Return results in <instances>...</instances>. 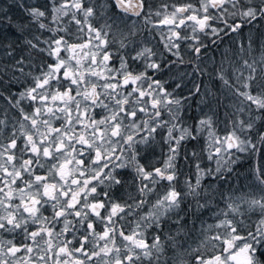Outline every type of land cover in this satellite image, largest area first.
Masks as SVG:
<instances>
[{"label": "snow or ice", "instance_id": "obj_1", "mask_svg": "<svg viewBox=\"0 0 264 264\" xmlns=\"http://www.w3.org/2000/svg\"><path fill=\"white\" fill-rule=\"evenodd\" d=\"M5 3L0 264H264V195L224 191L243 154L264 157V0Z\"/></svg>", "mask_w": 264, "mask_h": 264}, {"label": "trees", "instance_id": "obj_2", "mask_svg": "<svg viewBox=\"0 0 264 264\" xmlns=\"http://www.w3.org/2000/svg\"><path fill=\"white\" fill-rule=\"evenodd\" d=\"M155 3H159L160 0H154ZM171 2V0H170ZM176 3H182L184 0H175ZM13 3V0H6V3L4 4V7H9ZM36 3V0H26V4H34ZM8 16L13 17L12 24L13 25H19L21 23H27V20L25 18L26 14H24L21 10L13 7L11 11L8 12ZM136 19L135 17L133 18ZM132 21H129V24H131ZM137 28L140 29V33L137 36V40L144 39L148 36V32L146 29H144V26L142 22L137 23ZM0 29L3 30L4 34L8 36L10 39H15L19 33L18 31L10 26L8 24L7 19H4L3 24H0ZM259 33H264V21H257L254 23V25L251 28V36L253 40L256 41V43L253 45V54L256 56L260 55V43L261 41H264V36H259ZM34 34H38L35 33ZM249 35V29L245 27L244 29V38H247ZM30 38V37H29ZM152 44H157L159 41L158 35L153 34V37H149ZM205 44H210L209 39H204L203 41ZM22 44V41H18L17 47H19ZM232 45L228 39H225L222 43H220L217 47H211L209 48V55L212 56L215 60V63L218 65L219 61L221 59V54L224 52L226 48H231ZM188 57L186 56V59ZM206 67L208 71H212L213 69V63L211 61L207 62ZM205 83L209 85L210 88H212L213 91L217 90L219 88L218 84H213L212 81H210L207 77L202 78ZM231 101L228 99L224 100V104L227 105ZM225 112L231 113V109L224 107L220 110V120L227 121L229 118L224 115ZM196 113L193 111H190L188 113L189 116L195 115ZM223 127V125H221ZM183 163V162H181ZM241 166L236 168V171L233 173V176L236 177L238 175V179H234L230 181L231 187L229 185L224 186L225 196H231L233 200L236 202H239L240 197H256L259 198V196L264 195V192L261 191L260 187L258 186L257 182L254 179V173L253 168H258L262 163H264V157L261 156L259 152L252 154L249 156V154L245 153L242 156V160L240 161ZM204 165L211 167L212 164L208 161H204ZM185 172H189L190 169L188 167L184 168ZM219 207H223V202L219 203ZM213 210H215V203L213 205ZM203 219L207 223H214L215 220L211 216L210 213H205ZM253 220H255V217H252ZM195 226L197 229L200 227V222L196 221ZM189 227H192L191 223L189 224ZM193 238H196V233H193ZM195 246V245H193Z\"/></svg>", "mask_w": 264, "mask_h": 264}]
</instances>
